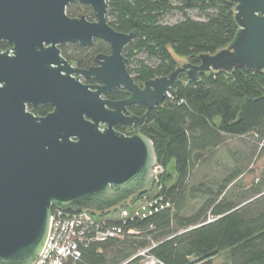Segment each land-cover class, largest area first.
Returning <instances> with one entry per match:
<instances>
[{"label": "water", "instance_id": "obj_1", "mask_svg": "<svg viewBox=\"0 0 264 264\" xmlns=\"http://www.w3.org/2000/svg\"><path fill=\"white\" fill-rule=\"evenodd\" d=\"M229 1L237 30L226 46L139 84L123 54L138 31L114 30L107 0H0V40L14 44L10 55L0 51V264H32L52 208L101 213L151 186L155 149L139 130L179 72L196 82L209 71L264 70V0ZM71 3L90 7L95 19L68 16ZM96 38L110 51L89 68L60 54L58 45ZM118 88L125 98L107 97ZM46 103L54 108L44 116L25 109ZM131 105L145 111L129 114Z\"/></svg>", "mask_w": 264, "mask_h": 264}, {"label": "trees", "instance_id": "obj_2", "mask_svg": "<svg viewBox=\"0 0 264 264\" xmlns=\"http://www.w3.org/2000/svg\"><path fill=\"white\" fill-rule=\"evenodd\" d=\"M107 4L106 19L114 30L138 31L123 54L128 72L139 84L170 73L178 66L175 56L198 63L197 55L226 46L237 30L234 3L229 0H107ZM190 10L202 18H192ZM171 12L179 13L180 19L165 21ZM66 13L94 19L90 7L79 3L69 4ZM69 45L71 53L69 46L62 47L64 57L76 59L81 67H88L95 53L109 50V44L98 39L93 47ZM140 53L145 59L137 58ZM126 96L127 91L118 88L107 97ZM128 111L141 115L145 109L131 105ZM116 129L125 132V127ZM139 131L153 143L156 163L163 169L161 188L152 185L110 210L90 212L116 213L145 194L159 195L170 206L121 225L122 238L79 244V257L65 264H140L136 253L145 247L163 264H192L194 257L211 264L208 259L222 250L226 255L221 264H264V70L209 71L200 73L196 82L179 72ZM232 138L240 143L230 149ZM223 154L229 165L220 162ZM257 160H262L258 174L240 185ZM214 167L222 169L220 178L205 172ZM130 228L136 232L127 233Z\"/></svg>", "mask_w": 264, "mask_h": 264}, {"label": "built area", "instance_id": "obj_3", "mask_svg": "<svg viewBox=\"0 0 264 264\" xmlns=\"http://www.w3.org/2000/svg\"><path fill=\"white\" fill-rule=\"evenodd\" d=\"M162 170L157 163L152 168L150 187L154 185L156 190L161 188L159 176ZM169 206L170 203L164 202L161 196L145 194L133 206L103 216L93 214L89 210L69 211L53 208L44 244L32 264H65L68 259L75 260L80 255L79 244L104 241L107 238H122L121 225L146 218ZM133 232L136 231L132 228L127 230V233ZM149 249L150 247H145L136 253V256L140 257V264H163Z\"/></svg>", "mask_w": 264, "mask_h": 264}, {"label": "rangeland", "instance_id": "obj_4", "mask_svg": "<svg viewBox=\"0 0 264 264\" xmlns=\"http://www.w3.org/2000/svg\"><path fill=\"white\" fill-rule=\"evenodd\" d=\"M188 14L192 18H195V19L202 18V16L196 10H190V11H188ZM180 17H181V15L179 13L171 12V13L165 15L164 20L165 21H169V22H173V21H175L177 19H180ZM68 53H71V52L69 51ZM137 58H144L145 59V55L140 53L139 55H137ZM174 58H175V61H176L177 65H179L181 63H185V62L188 61V57L175 56ZM73 65H75L74 61H73ZM92 84H94V83H92ZM135 131H136L135 129L131 128L129 130V133H125V134H131V133H133ZM244 139L245 140H249L248 138H244ZM239 143L240 142L238 141V138H232V139H230V141L228 143L229 144V148L233 149V148L237 147L239 145ZM220 162L222 164L226 163V165H229V163L227 162V159L225 158L224 154H223V157H221V161ZM261 165H262V160H257L253 164H251L249 166V171H247L241 177V179L239 180L240 185L249 184L255 178V176L258 174V172L260 171ZM214 168H217V167H214ZM221 170H222L221 168H217V169H213V170H210V169L206 168L205 172L208 174V176L211 174L213 176H216V177L220 178L221 177V173H222ZM194 204L196 205L197 203L194 202ZM196 207L197 206H194V208H196ZM225 255H226V251L225 250L219 251L218 253H216L215 255L210 257L208 259V261H210L211 264H221L225 260ZM191 260L194 261V263H192V264H203V262H204V259H197L196 257L192 258Z\"/></svg>", "mask_w": 264, "mask_h": 264}, {"label": "flooded vegetation", "instance_id": "obj_5", "mask_svg": "<svg viewBox=\"0 0 264 264\" xmlns=\"http://www.w3.org/2000/svg\"><path fill=\"white\" fill-rule=\"evenodd\" d=\"M95 19V18H94ZM94 19H92V20H90V21H93ZM95 40H97V38L96 39H94L93 40V42L95 41ZM98 40H101V39H98ZM103 41V40H102ZM105 42V41H104ZM107 43V42H106ZM69 44H73V43H68V44H62V45H58V48L60 49V54H61V56H63L64 57V55H63V53H62V47L63 48H65V47H68V51H67V53L69 52V51H72L71 49H70V45ZM108 44V43H107ZM13 43H11V42H9V41H7V40H0V51L1 52H4V51H8V54L10 55L11 53H12V48H13ZM79 46H82V47H93L94 45H92V46H83V45H79ZM109 46V45H108ZM109 51H110V47H109V50H105V51H103V52H101V53H105V54H108L109 53ZM97 53H100V52H97ZM97 53H95V54H97ZM94 54V55H95ZM75 55H77L76 53H74V56ZM94 55H93V58H94ZM77 57V56H76ZM65 59H67V60H70L71 62H72V65H73V61L75 62V65H73V66H75V67H78V68H89L90 66H92V65H95L96 63L94 62V60H92V62H91V64L88 66V67H81V66H79L78 65V61L76 60V59H69V58H66V57H64ZM80 80L82 81V82H84V83H88V84H92V83H97V80H95V79H93V78H91V79H84V78H80ZM108 96V95H107ZM53 108H54V106L51 104V103H46V104H40V105H38V106H32L31 104H26V107H25V109H26V111H29V112H31L33 115H39V116H44V115H46L47 113H49V112H51L52 110H53ZM44 112V113H43ZM119 126H117L116 128H118ZM122 127H125V126H122ZM131 128H129V127H125V129H124V133H129V130H130ZM128 131V132H127Z\"/></svg>", "mask_w": 264, "mask_h": 264}]
</instances>
